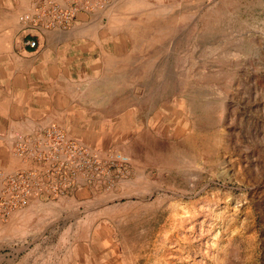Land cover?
I'll return each instance as SVG.
<instances>
[{"label": "rangeland", "instance_id": "obj_1", "mask_svg": "<svg viewBox=\"0 0 264 264\" xmlns=\"http://www.w3.org/2000/svg\"><path fill=\"white\" fill-rule=\"evenodd\" d=\"M148 1L165 7L163 21L145 24L155 32L148 68L134 103L113 107L111 134L92 144L42 129L83 143L100 169L32 199L0 232L14 212L54 200L63 212L37 232L47 264H264V0ZM22 136L11 153L23 166L1 179L49 173L32 155L37 139ZM5 233L0 264L29 263L32 241Z\"/></svg>", "mask_w": 264, "mask_h": 264}, {"label": "crops", "instance_id": "obj_2", "mask_svg": "<svg viewBox=\"0 0 264 264\" xmlns=\"http://www.w3.org/2000/svg\"><path fill=\"white\" fill-rule=\"evenodd\" d=\"M31 2L0 0V170L4 171L23 166L11 153L21 135L35 142L43 127L53 124L82 141L102 144V135L111 134L113 107L134 103V82L148 68L155 32L145 24H160L165 9L148 0H107L105 12L83 14L68 30H39L20 21ZM33 35L38 41L34 49L25 42ZM119 93H123L120 99ZM1 183L0 178V189ZM61 197L59 202L66 199ZM52 201L14 212L11 230L5 226L0 232L5 238L6 231H17L16 236L32 241L33 249L24 257L29 263L50 262L51 256L41 251L50 249L47 237L37 232L51 226L52 214L64 210L51 208ZM74 227L66 231L74 232Z\"/></svg>", "mask_w": 264, "mask_h": 264}, {"label": "built area", "instance_id": "obj_3", "mask_svg": "<svg viewBox=\"0 0 264 264\" xmlns=\"http://www.w3.org/2000/svg\"><path fill=\"white\" fill-rule=\"evenodd\" d=\"M105 0H37L30 12L20 16V21L28 27L39 30L69 29L77 21L80 12H88ZM37 36L26 39L30 48H37ZM32 155L40 162L49 165L48 174L34 172H16L2 177L3 186L0 195V221L26 207L32 199L44 194L54 196L63 193L79 170L94 166L100 169L99 160L91 157L80 141L71 138L59 127H48L37 138ZM22 145L21 148H23ZM122 160L126 157L120 155ZM92 165V166H91ZM59 183V184H58Z\"/></svg>", "mask_w": 264, "mask_h": 264}]
</instances>
